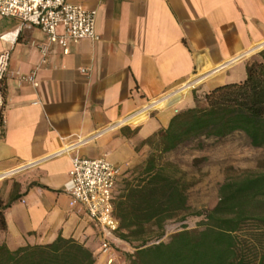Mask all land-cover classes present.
<instances>
[{"label": "crops", "instance_id": "crops-1", "mask_svg": "<svg viewBox=\"0 0 264 264\" xmlns=\"http://www.w3.org/2000/svg\"><path fill=\"white\" fill-rule=\"evenodd\" d=\"M70 1L98 11L100 39L71 42L67 50L52 43L45 63L39 46L47 35L0 15V52L11 50L4 124L0 109V200L11 204L0 245L15 250L62 235L105 264L99 227L71 208L63 191L72 158L108 155L125 173L144 160L143 140L169 126L173 107H191L192 87L205 93L242 81L225 74L238 65L247 70L248 57L264 47V0ZM35 69L38 86L22 80ZM150 102L160 109L149 118L146 109L111 128ZM116 246L121 258L129 245Z\"/></svg>", "mask_w": 264, "mask_h": 264}, {"label": "trees", "instance_id": "trees-1", "mask_svg": "<svg viewBox=\"0 0 264 264\" xmlns=\"http://www.w3.org/2000/svg\"><path fill=\"white\" fill-rule=\"evenodd\" d=\"M243 132L254 147L264 148V49L247 64L240 82L204 93V104L177 113L167 128L143 140L151 152L144 165L124 178L116 215L118 237L132 249L121 252L127 264H264V160L258 170L227 175L217 202L192 211L188 191L195 185L187 173L163 156L202 137L222 139ZM0 200V227L7 228ZM189 216L199 218L195 227ZM181 228L164 240L166 224ZM158 231L152 241L148 233ZM0 264H98L94 252L74 238L59 235L48 244L15 250L0 245Z\"/></svg>", "mask_w": 264, "mask_h": 264}, {"label": "built area", "instance_id": "built-area-1", "mask_svg": "<svg viewBox=\"0 0 264 264\" xmlns=\"http://www.w3.org/2000/svg\"><path fill=\"white\" fill-rule=\"evenodd\" d=\"M97 14L96 9L88 8L81 2H71L70 0H0L1 16L17 17L25 24L38 26L47 35V44L39 46L43 63L47 61L46 56L52 43L61 41L62 46L67 50L71 42H78L87 38L99 40L100 36L96 31ZM59 27L63 28L61 34L58 32ZM10 60V49L0 52L2 124L5 122L4 112L8 102L7 78L9 76ZM81 71L86 73L85 69ZM22 80L38 86L37 70H33L27 76H22ZM153 102L145 105L131 116L113 124L111 128L130 124L125 123L124 120L146 109L149 117L152 111L157 109L148 107ZM142 123L134 125L138 126ZM69 175L63 191L69 196L70 207L86 214L99 227L100 254L105 256V264H127L120 258L116 246L117 242L122 241L118 237L120 220L116 215L118 184L124 175L122 168L112 162L108 155L98 158L75 155L72 158V168Z\"/></svg>", "mask_w": 264, "mask_h": 264}, {"label": "rangeland", "instance_id": "rangeland-1", "mask_svg": "<svg viewBox=\"0 0 264 264\" xmlns=\"http://www.w3.org/2000/svg\"><path fill=\"white\" fill-rule=\"evenodd\" d=\"M263 49L264 47L250 55L247 62H252L257 57L258 52ZM225 75H228L229 81H240L246 78L247 70L244 65H238L230 69ZM205 87H209V85L206 84ZM199 88L198 86L192 87L187 93V95L193 94L194 96V100L189 99L188 101L191 107L197 105V99L201 104H204V93L197 92ZM173 108H175V114L185 110H180L177 106ZM145 147L147 149L144 153V160L130 167L124 173L127 178H132L131 173L134 168L144 165L148 159L151 148L148 145H145ZM262 160H264V148L254 147L250 139L240 131L222 139L205 137L195 139L163 156V162H169L177 166L187 173V178L190 181L195 182V185L188 191L189 205L192 211L211 207L217 202L219 188L227 175H236L245 170L256 171L258 170L259 162ZM120 188H123V181ZM198 222L199 218L197 217L189 216L187 219V224L190 227H195ZM181 224L179 219L169 221L164 229V240H168L173 233L178 231L181 228ZM157 235V229L152 227L148 237L154 241ZM128 250L131 251L132 249L126 246L122 252L124 253Z\"/></svg>", "mask_w": 264, "mask_h": 264}]
</instances>
